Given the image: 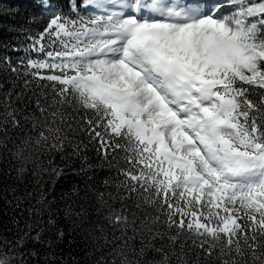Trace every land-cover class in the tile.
<instances>
[{"label": "snow or ice", "instance_id": "1", "mask_svg": "<svg viewBox=\"0 0 264 264\" xmlns=\"http://www.w3.org/2000/svg\"><path fill=\"white\" fill-rule=\"evenodd\" d=\"M35 7L39 55L0 60V264H264V0Z\"/></svg>", "mask_w": 264, "mask_h": 264}, {"label": "trees", "instance_id": "2", "mask_svg": "<svg viewBox=\"0 0 264 264\" xmlns=\"http://www.w3.org/2000/svg\"><path fill=\"white\" fill-rule=\"evenodd\" d=\"M71 1L60 0V3L67 10ZM35 4L36 0H0V60H3L4 57H10L12 65L16 66L22 59L34 58L39 55L35 49L29 48L30 41L25 36V30L32 29L33 32H36L41 30L44 25V20H39L38 22L31 20L30 14L34 13L38 16L40 14ZM10 28L13 30H10ZM8 76L15 78L14 73L10 70L6 71L4 66L0 64V81H3ZM85 154L88 157V163L93 166L88 171V175L92 177L91 182L102 191L114 192L115 184L123 178L117 173V161H119V156H122L123 153L119 154L117 160H112V157L109 156L106 161L97 146L90 143ZM108 161H111V163ZM119 166H123V161H119ZM73 179H83V177L69 176L63 182L64 186L69 187ZM106 179H110L108 188H105L103 184ZM80 246L82 247V244ZM61 248H63V255L66 258L69 252H71L72 256L78 258L82 255L79 247L76 245L69 246L67 241L61 245Z\"/></svg>", "mask_w": 264, "mask_h": 264}]
</instances>
